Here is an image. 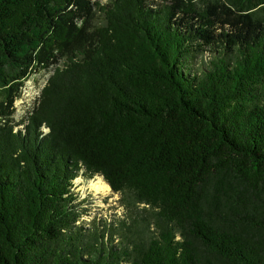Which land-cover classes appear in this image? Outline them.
Here are the masks:
<instances>
[{"label": "trees", "instance_id": "1", "mask_svg": "<svg viewBox=\"0 0 264 264\" xmlns=\"http://www.w3.org/2000/svg\"><path fill=\"white\" fill-rule=\"evenodd\" d=\"M0 264H264V0H0Z\"/></svg>", "mask_w": 264, "mask_h": 264}, {"label": "rangeland", "instance_id": "2", "mask_svg": "<svg viewBox=\"0 0 264 264\" xmlns=\"http://www.w3.org/2000/svg\"><path fill=\"white\" fill-rule=\"evenodd\" d=\"M51 73L52 66L47 69L41 68L22 82L20 96L13 102L12 120L14 123H22V120L28 119L34 100ZM97 180V177L85 179L80 176L73 180V189L76 194L74 203H76V211L79 215L76 223L86 228L91 227L92 224L112 221L122 211L118 194L112 193L109 187L99 185Z\"/></svg>", "mask_w": 264, "mask_h": 264}, {"label": "bare ground", "instance_id": "3", "mask_svg": "<svg viewBox=\"0 0 264 264\" xmlns=\"http://www.w3.org/2000/svg\"><path fill=\"white\" fill-rule=\"evenodd\" d=\"M97 183H99V185H101V186H103V187H105V188H108V185L105 183V182H103L101 179H100V177H97Z\"/></svg>", "mask_w": 264, "mask_h": 264}]
</instances>
